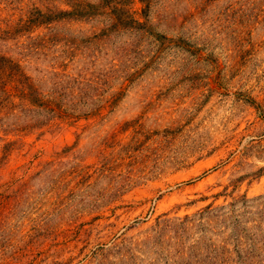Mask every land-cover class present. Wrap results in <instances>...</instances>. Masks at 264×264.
Instances as JSON below:
<instances>
[{"label":"rangeland","instance_id":"1","mask_svg":"<svg viewBox=\"0 0 264 264\" xmlns=\"http://www.w3.org/2000/svg\"><path fill=\"white\" fill-rule=\"evenodd\" d=\"M0 57V264H264V0H0Z\"/></svg>","mask_w":264,"mask_h":264},{"label":"trees","instance_id":"2","mask_svg":"<svg viewBox=\"0 0 264 264\" xmlns=\"http://www.w3.org/2000/svg\"><path fill=\"white\" fill-rule=\"evenodd\" d=\"M77 6H82L83 4L77 2ZM84 8V12L86 13V11L90 14L92 13L93 9L95 8L94 6H91L89 4H86ZM91 11V12H90ZM95 11V10H94ZM56 15H53L52 12L50 14L49 13H42V12H38V16L37 19L40 23H48L51 20H54L55 18H59V17H63V15H68L66 13V11H60V12H55ZM79 16L83 15V14H77ZM0 70L1 71H5V70H10V75H12V77H17L20 76L21 80L24 81L25 80V76L20 72L19 67L15 65V63H13L11 60H8L5 57H0ZM23 94L25 95V98L30 99L33 95V91H29V93L23 92Z\"/></svg>","mask_w":264,"mask_h":264}]
</instances>
